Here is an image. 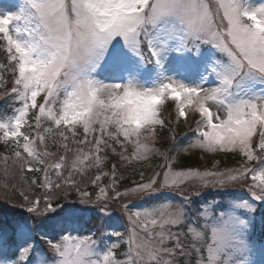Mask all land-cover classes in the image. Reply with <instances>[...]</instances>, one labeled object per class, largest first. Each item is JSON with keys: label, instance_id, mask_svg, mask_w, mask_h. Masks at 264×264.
I'll list each match as a JSON object with an SVG mask.
<instances>
[{"label": "snow or ice", "instance_id": "1", "mask_svg": "<svg viewBox=\"0 0 264 264\" xmlns=\"http://www.w3.org/2000/svg\"><path fill=\"white\" fill-rule=\"evenodd\" d=\"M0 55V264H264V0H0ZM181 123L237 166L123 184Z\"/></svg>", "mask_w": 264, "mask_h": 264}, {"label": "trees", "instance_id": "2", "mask_svg": "<svg viewBox=\"0 0 264 264\" xmlns=\"http://www.w3.org/2000/svg\"><path fill=\"white\" fill-rule=\"evenodd\" d=\"M2 55H0V59H2ZM3 105V102L0 101V106ZM165 117H167V113H165ZM183 123H181L179 126L176 125V135L174 140H170L171 136L173 135L172 132H169L168 128H164L162 130H159L158 132V140H159V146L165 151L171 153L170 156H175L174 152L172 150L179 151L182 149L183 146H186L190 143L192 139V132L189 131L187 128L182 127ZM174 127V124L172 125V128ZM170 146V150L168 147ZM132 150V149H131ZM129 149V153L131 151ZM4 151L3 146L0 145V153ZM213 158H216L218 160V168H233L236 167L239 161V156H236L234 153H226L221 152L218 153L216 156H212ZM179 158V156H178ZM212 161V159H211ZM113 161H109L108 168H110V163ZM212 163V162H211ZM179 168H200L201 163L198 160L197 157V151L194 150V152L191 150L190 154H181L180 153V159L178 163ZM107 170V169H106ZM134 170L135 175H131V172ZM2 171V170H1ZM142 171V165L139 163L133 162L131 169L125 173L126 176H130V179H124L122 181L123 184L127 185L131 183L132 179H139V173ZM28 177H31L33 175H40L38 173H28L26 174ZM22 183V181L18 178V175L16 173L10 174L8 177V186L5 187V180L0 177V222L5 223H11L13 220L23 217V214L19 212V210H12L14 212H11L10 206L8 205V196L9 192L11 191L15 184ZM16 202H19L21 199L19 196H16Z\"/></svg>", "mask_w": 264, "mask_h": 264}, {"label": "rangeland", "instance_id": "3", "mask_svg": "<svg viewBox=\"0 0 264 264\" xmlns=\"http://www.w3.org/2000/svg\"><path fill=\"white\" fill-rule=\"evenodd\" d=\"M174 127H175V130L174 132H172L173 135H176V125L174 124ZM173 127V128H174ZM182 127L185 129V128H189V126L187 124H183ZM159 135V134H158ZM173 135L171 136L170 140H174L172 139ZM159 137V136H158ZM188 145V144H187ZM186 145V146H187ZM186 146H183V148H185ZM155 147L156 149L158 150L156 153L152 154L150 156V158L147 160V161H138L136 163H139L140 165H142V171L145 172L146 174L148 175H151L153 174L154 172L156 171H162V166L165 164V160H164V157L162 155H160L159 153H163L165 152L160 146H159V140L157 139L156 141V144H155ZM129 149L131 150L132 148L129 147ZM168 149L170 150V146L168 147ZM52 151H55V149H50ZM193 152L194 150H198L200 151L199 149H191ZM191 150H189L188 152H180L181 154H190ZM132 151V150H131ZM130 151V152H131ZM174 152V155L177 153L176 150H172ZM202 152V151H201ZM172 153V152H171ZM171 153H169L171 155ZM204 153V152H203ZM206 154V157L209 159L208 160V163L206 165H203V169L199 168L201 171L203 170H210V171H214V170H224L225 168H218V160L216 158H213L212 156H216L218 153H215V154H209V153H204ZM236 156H239L238 154H235ZM177 156V154H176ZM179 159H180V155H179V158L177 156L176 158V163L174 164V167H177L179 168V166L177 165L179 163ZM212 159V161H211ZM206 162V161H205ZM212 162V163H211ZM9 165H11V162H9ZM210 165V166H209ZM4 165L2 162H0V171L3 169ZM215 168V169H214ZM11 174H14V173H11ZM140 179V178H139ZM138 179V180H139ZM17 190L21 187V183L19 184H15L14 186ZM11 191L9 192V198L8 200H10L8 202V205L10 206V210L11 212H14L12 210H19L20 213L23 214V217L24 216H27L28 213L22 209L19 205L21 203V200L19 202H16V196H18V193L17 192H14L13 191V188L10 189ZM207 191V190H206ZM168 197L169 199L172 200L173 203H179V198L176 197L174 198V194L172 193H169L168 194ZM194 198V197H193ZM134 203H136L139 207H149L151 206L153 203H156V201H151V200H134L133 201ZM20 218V216H19ZM121 231H123V229H120Z\"/></svg>", "mask_w": 264, "mask_h": 264}]
</instances>
